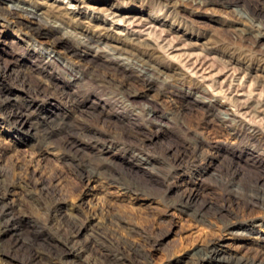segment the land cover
<instances>
[{"label":"rangeland","instance_id":"obj_1","mask_svg":"<svg viewBox=\"0 0 264 264\" xmlns=\"http://www.w3.org/2000/svg\"><path fill=\"white\" fill-rule=\"evenodd\" d=\"M11 1L0 0V185L16 216L0 264H101L106 249L122 264H192L210 240L264 259V205L250 199L264 197V0H45L76 5L74 19ZM33 14L49 32L27 28ZM51 29L88 51L52 46ZM116 61L145 65L152 83Z\"/></svg>","mask_w":264,"mask_h":264},{"label":"bare ground","instance_id":"obj_2","mask_svg":"<svg viewBox=\"0 0 264 264\" xmlns=\"http://www.w3.org/2000/svg\"><path fill=\"white\" fill-rule=\"evenodd\" d=\"M13 1V0H12ZM11 1V2H12ZM45 0H41V4L44 2ZM10 3V2H9ZM45 3L47 4L46 7H45V11H47V13H51V15L55 16V17H60V16H64V15H67V17L69 16V18L71 19H74V18H77L79 15L78 14H82L83 12L78 10L76 8V5L74 4H66V5H52L50 2H46ZM17 5V4H15ZM22 6V5H21ZM12 7V5L10 6ZM10 7H7V9H10ZM24 7V6H23ZM23 10H25L24 8H22ZM27 10V9H26ZM9 11V10H8ZM36 14V13H35ZM34 15L35 19H30L26 26L28 29H30L32 31V33L34 34H40L42 33V31L44 29H47V31L49 32L50 29L46 27V25H42L41 24V17H39L38 15ZM28 15H30L28 13ZM95 17H99L100 19V16L94 14ZM51 17V16H50ZM28 18V17H27ZM102 20V18H101ZM47 21V20H46ZM47 23V22H46ZM29 30V31H30ZM51 45L52 46H55L56 44L58 43H61L65 46V51L66 52H69V53H74V54H80L81 55V52L84 51L85 53L88 51L87 49H84L82 48L80 45L78 44H72V43H68L66 41L65 38H63L62 35L58 34V33H54L53 30L51 29ZM146 44V43H145ZM144 44V45H145ZM148 46V45H146ZM87 50V51H86ZM79 59V57H78ZM77 61V60H76ZM135 63V62H133ZM138 63V62H137ZM114 67H115V71L118 73V71L123 72V74L127 75V77L129 76H132L134 78H137V79H140L142 80L143 82H145L146 84H151L152 83V76H150L149 74V69L145 66V65H141L140 67H128L126 65H123L119 62H114ZM137 65V64H136ZM193 65V64H192ZM138 66V65H137ZM195 67V66H194ZM197 68V67H196ZM127 72V73H126ZM153 72V71H152ZM151 72V73H152ZM194 72V70H193ZM125 76H123L124 78ZM122 78V80H123ZM128 80V79H127ZM128 83V82H127ZM124 84V83H123ZM238 85V84H237ZM240 85V84H239ZM43 86V84H42ZM236 86V85H235ZM230 87V86H229ZM237 88V87H236ZM44 91V90H43ZM47 91V90H45ZM241 93V92H240ZM242 93H245V92H242ZM129 95V94H128ZM244 97H247V96H244ZM250 97V96H249ZM8 98V97H7ZM248 98V97H247ZM245 99V100H248V99ZM251 98V97H250ZM253 98V97H252ZM242 99V98H241ZM240 100V99H238ZM237 100V101H238ZM243 102H245L244 99H242ZM256 100V99H255ZM236 101V102H237ZM259 101V100H258ZM258 101L256 102L258 104ZM251 102V101H250ZM261 102V101H260ZM255 103V104H256ZM262 104V103H261ZM263 107V105H261ZM243 105V104H242ZM253 105V104H252ZM222 106V105H221ZM239 106V105H238ZM248 106V103L244 104L242 107L245 108ZM251 106V104H250ZM253 107V110H254V105L251 106V108ZM256 107V106H255ZM262 107L259 109L262 110ZM250 108V107H249ZM248 108V109H249ZM222 109V108H221ZM240 109V108H239ZM247 109V110H248ZM256 109V108H255ZM264 109V107H263ZM250 110V109H249ZM221 111V110H220ZM235 110H230V109H225V112H226V119L230 120L231 122H235V121H238L241 123V119L237 118L236 117V114L234 112ZM244 109L240 112H243ZM256 111V110H255ZM263 111V110H262ZM262 111L260 113H262ZM28 112V111H27ZM248 112V111H247ZM53 113V114H52ZM239 113V112H238ZM246 113V112H244ZM60 112H49L47 115L49 116L50 119L54 118L55 116L59 115ZM64 113H62V116H63ZM225 114V113H224ZM214 115V114H213ZM218 116V114H215V116ZM220 115V114H219ZM240 115V114H239ZM15 116V115H14ZM225 116V115H224ZM222 115V117H224ZM262 116V115H261ZM242 117V115H241ZM263 117V116H262ZM260 117V119L262 118ZM49 119V120H50ZM224 119V118H223ZM48 120V121H49ZM16 121L17 123L19 124L18 127L19 128H22L25 133L27 135H31L32 132H31V129H30V121H29V117L27 116L26 113L23 112H18V114L16 115ZM262 121V120H261ZM243 125V124H242ZM230 126V125H229ZM263 132V131H262ZM261 133V132H260ZM263 134V133H262ZM253 135L255 136V138H259L260 135H257L255 132L253 133ZM254 139V138H253ZM264 139V138H263ZM262 139V140H263ZM261 140V141H262ZM264 142V141H263ZM6 191H7V185L6 184H1L0 185V241H1V237L2 235H4V233H6L7 231H11L13 229V217L15 214L12 213V207L7 205V204H3L2 203V199L3 197L5 196L6 194ZM257 195L255 196H251L250 199L252 200H255V202H259L261 204L264 205V197L261 198V197H257ZM250 202V201H249ZM16 216V215H15ZM60 222V221H59ZM64 222V221H63ZM62 222V223H63ZM62 223H59L60 226L66 228L64 225H62ZM69 223V222H68ZM67 223V224H68ZM72 225V224H71ZM76 227V226H75ZM74 227V228H75ZM60 228V227H59ZM67 230V233L70 234L72 232V230L70 229L69 225H68V228H66ZM62 233V232H61ZM64 233V232H63ZM74 233V232H73ZM67 237V236H65ZM1 244V242H0ZM136 246V245H135ZM136 252H138L139 250L137 249V247H132ZM1 250V248H0ZM104 250V249H103ZM107 251H100L96 256L95 258L98 259V261L100 260L101 264H109V263H113V264H122L123 262H121V257L122 255L118 253V251H112V250H109V249H106ZM29 252V251H28ZM256 252V251H255ZM258 252V251H257ZM259 253V252H258ZM258 253H253V254H250V255H225V254H221L217 248V246L214 244V242H212L211 240L208 241L207 243H205L204 245L196 248V250L194 251V257L192 259V264H204V263H208L210 261H213V260H218L219 263L218 264H264V259L260 258V255H258ZM138 255V254H137ZM24 260L25 257H24ZM146 260V258H145ZM17 263V262H16ZM30 263V262H29ZM27 263V264H29ZM32 263V262H31ZM144 263V262H142ZM19 264H26V263H19Z\"/></svg>","mask_w":264,"mask_h":264}]
</instances>
